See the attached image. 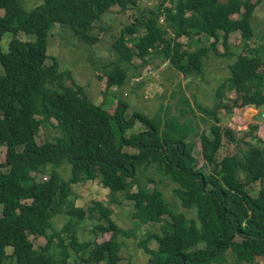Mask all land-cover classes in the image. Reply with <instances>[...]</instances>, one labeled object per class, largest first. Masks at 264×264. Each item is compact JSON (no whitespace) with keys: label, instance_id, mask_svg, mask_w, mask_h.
I'll list each match as a JSON object with an SVG mask.
<instances>
[{"label":"trees","instance_id":"obj_1","mask_svg":"<svg viewBox=\"0 0 264 264\" xmlns=\"http://www.w3.org/2000/svg\"><path fill=\"white\" fill-rule=\"evenodd\" d=\"M139 1L41 0L28 7L22 0H0V264H120L119 237L130 235L110 219L114 197L87 207L75 203L72 185L97 178L109 196L120 191L132 201L136 225L159 224V231L138 242L147 264L222 263L229 251L238 262L264 258V140L253 136L258 124L236 135L220 118L221 108L264 109V36L254 38L251 25L259 0H160L147 12H138ZM112 6L127 22L109 43L118 58L107 65L105 89L125 83L120 63L133 56L145 63L149 55L161 54L170 70L187 79L202 78L212 51L233 59L230 76L214 89V104L194 102L202 120H210L208 128L200 130L188 117L193 112L188 97L180 100L189 108L180 107L178 115L134 110L125 117L128 103L122 97L108 112L82 87L66 84L70 73L47 55L51 28L69 29L77 41L93 45L99 41L94 29H102L95 22ZM236 31L241 46L230 51ZM191 33L212 41L198 48L182 44L181 37L190 41ZM218 43L225 54L216 50ZM228 92L234 95L231 103L224 101ZM135 121L143 130L125 135ZM48 126L52 139L37 142L39 128ZM194 137L202 163L193 153ZM224 139L234 148L218 159ZM152 164L175 183L172 195L195 218L170 208L156 186L130 190L139 167ZM62 165L68 166L67 178ZM39 174L46 178L37 179ZM58 214L66 222L55 231L52 220ZM87 219L94 221L90 237L80 240L75 227ZM105 234L109 238L97 242ZM38 238L46 244L36 247ZM153 240L156 248L148 247Z\"/></svg>","mask_w":264,"mask_h":264},{"label":"rangeland","instance_id":"obj_2","mask_svg":"<svg viewBox=\"0 0 264 264\" xmlns=\"http://www.w3.org/2000/svg\"><path fill=\"white\" fill-rule=\"evenodd\" d=\"M41 0H22V2L30 7L37 4ZM160 0H140L138 4V12H147L148 10L156 9ZM175 1V0H173ZM226 2L227 0H220ZM116 6H112L110 11L104 15L100 21H96V25H100L102 29H94V33H98L99 41L93 45L81 43L75 39L73 33L69 29L61 30L58 25L51 28L50 36L47 40V55L54 58L58 64L60 71H68L71 75V80H66V84L73 83L75 86L83 88L86 96L96 104H101L108 112H110L118 97H122L128 103L125 110V117L136 110L146 113L150 116L159 114L165 118L169 114L178 115L177 109L180 107L189 108L181 102V97H188L192 101L193 112H188V117L196 120L199 123L200 130L208 128L210 120H202V115L195 108V101H199L201 105L210 107L215 102L214 89L218 84L230 76L229 64L233 59L230 57H222L209 54L204 60V73L202 78H184L178 72L170 70L167 67V61H163L161 54H153L146 57V62L142 63L138 57L133 56L128 63L121 62L120 64L126 72V81L122 86L105 89V72L108 70V64L117 60V54L110 47V41L116 36L118 29L123 25L127 18L115 11ZM243 8L241 7V10ZM1 13V11H0ZM164 17H161L159 22L162 23ZM251 25L256 39L264 36V0H259L253 11ZM191 40L186 37H181L182 44H190L192 48H198L203 45H208L212 39L205 37L204 34H190ZM21 39H33L32 36L20 34ZM230 51H234L238 46H241L240 32L236 31L231 34ZM3 49H5L2 44ZM220 54H225V48L222 43L215 46ZM237 50V49H236ZM235 50V51H236ZM51 60L45 61V65H50ZM2 69L0 68V73ZM233 93L228 92L224 101L232 102ZM245 107V106H244ZM231 110L221 108L220 118L224 127H230L236 135L245 132L251 124H258V129L253 132V136L264 140V109L259 111L252 105L247 109L243 107H231ZM55 122L54 120H52ZM142 124L135 121L133 127L127 129L124 134L131 132L142 131ZM54 135L51 126L39 128L36 140L41 143L45 139H52ZM195 146L193 153L198 158L199 163L203 160L200 156V144L197 137L193 138ZM234 148L232 143L224 139V146L221 151L216 154L220 159L224 154L232 151ZM127 152H134L135 149L123 147ZM1 159L4 156V148H0ZM210 168V166L208 167ZM64 178L68 177V166L62 165L59 169ZM137 181L130 186V190L137 189L138 186H145L152 189L156 186L163 194L170 205V208L179 210L185 214L187 218H195V213L191 209L181 207L175 197L172 195V188L175 183L168 176L162 175L156 169L154 164L142 168L139 167L137 173ZM45 174H39L37 179H45ZM72 190L75 195V203L85 206L92 204L93 200H100L108 203L114 197L116 202L108 203L112 208L110 219L121 230L126 232L127 238L119 237L122 245L119 249L120 264L126 261H131L133 264H147L148 254L139 246L138 242L142 240L143 235L159 231V224L136 225L131 217L133 211L132 201L124 198L123 193L115 191V195L108 194L99 179L93 181L80 182L72 185ZM66 220L63 216H56L53 220V228L59 231L65 224ZM94 224L93 220L87 219L80 225H77L78 238L87 240L90 237V230ZM109 234L101 235L97 242L107 240ZM32 239V237L30 238ZM35 246L46 244L45 238H38L34 241ZM148 247L156 248L157 243L153 240L147 243ZM7 252L11 248H7ZM71 255L74 256L72 253ZM103 264V263H101ZM211 264H264V258L256 257L253 262L245 261L238 262L235 254L231 251L227 254L225 262Z\"/></svg>","mask_w":264,"mask_h":264},{"label":"crops","instance_id":"obj_3","mask_svg":"<svg viewBox=\"0 0 264 264\" xmlns=\"http://www.w3.org/2000/svg\"><path fill=\"white\" fill-rule=\"evenodd\" d=\"M247 107H249V106H245V107H243V109H247ZM255 108V107H254ZM257 109V108H256ZM259 110V109H258ZM260 111V110H259Z\"/></svg>","mask_w":264,"mask_h":264}]
</instances>
